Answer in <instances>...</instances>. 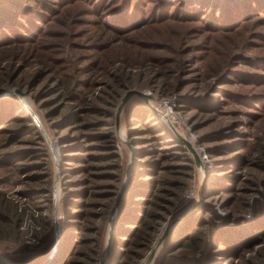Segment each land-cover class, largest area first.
<instances>
[{
    "label": "rangeland",
    "instance_id": "374dc122",
    "mask_svg": "<svg viewBox=\"0 0 264 264\" xmlns=\"http://www.w3.org/2000/svg\"><path fill=\"white\" fill-rule=\"evenodd\" d=\"M4 1L0 0V17L8 18L9 26H0V42L23 33L42 41L47 47L64 45L56 57L70 61L80 58L76 47L85 45L92 48L87 53H93L98 45L94 36L101 26L91 13L95 9L93 0H42L47 4L43 12L50 10L48 14L53 19L49 24L32 16L34 11H42L38 0L26 3L27 7L22 0H9L19 6L12 8L15 11L12 14L6 11ZM140 1L133 0L134 11L139 7L148 8L150 3V9L141 11L148 18L155 17L151 15L155 3ZM107 3L109 10L99 9L103 19L122 15L125 0H106ZM257 12H252L243 26L240 25L242 18L239 19L237 30L222 34L205 27L199 18L190 21L172 18L147 28L143 36L156 32L160 36L157 41L150 39L145 43L157 47L161 53L157 56L165 61L173 59L169 63V72L161 77L149 67L129 68L130 84L124 88L117 107L112 110L114 117L102 116L105 122L113 123L115 134L107 140L85 142L84 151H73V143L67 139L72 126H61V115H54L64 102L56 98L46 81L37 85L31 82L39 64L34 59L22 61V46H0V66L3 65L0 80L8 81L0 85V114L11 111L16 114V117L0 121V127L13 123L15 138L26 140L0 150V254L6 264H43L44 256L56 239V219L60 221L62 249L74 245L79 232L68 229V211L73 204L68 196L69 191L78 188L70 185L76 181L83 183L85 179L90 182L81 187L90 188L96 197L89 200V208L75 207L71 211H92L93 219L101 215L99 220H94L101 227L100 236L96 237L93 231L87 234L100 241L99 253L92 264L101 261L114 264L111 259L117 247L120 217L127 211L129 199L136 195V185H143L138 194L150 193L146 192L142 181L155 175L150 143L143 142L148 141L150 135L142 133L134 138L130 134L131 108H136L139 113L132 120V123H138L134 127L147 129L148 125L156 123L166 130L167 138L160 147L169 157L162 164V169L168 173L160 168L159 176L165 175L172 181L179 180L188 185L181 196L171 195L176 206H169L171 211L165 212L152 247L166 228L170 230L151 264L226 263L219 252L225 246L214 243L211 233H224L229 239L239 235L253 243L248 246L246 258L236 259L235 264H264V229L257 228L261 223L263 225L259 217L264 218V123H249L252 119L250 111L260 113L263 109H256L259 107L256 96L262 95L264 105V91L253 89L246 81L240 82L251 74H264V12L262 15ZM31 18L38 23L39 31L29 24ZM134 38L138 39L137 36ZM130 54L135 57L137 52ZM185 59H188L186 64H181L180 61ZM226 76L234 79L233 87L227 83L221 85L225 81L222 77ZM237 80L240 81L237 83ZM132 89L148 93L151 98L132 96L117 118L123 96ZM230 91L241 93V97L225 93ZM192 101L198 104H191ZM247 101L249 105H245ZM101 131L106 132V128ZM184 140L198 153L201 164ZM235 143L234 148H229L230 152L221 154L220 146ZM100 145L104 148H99ZM92 154L100 157H91V169L89 173H83L81 169L86 163L75 157L86 159ZM241 154H246L245 160ZM235 159L238 162H234ZM248 160L246 165L244 161ZM78 171L81 172L76 174ZM76 201L75 206H79L81 199ZM213 215L217 216L218 224L212 222ZM196 219L208 222L211 227L198 258L189 252L178 253L188 248H176V236L185 229L184 223ZM232 233L237 236H230ZM152 247L139 264L145 263ZM78 259L84 261L86 257L81 254Z\"/></svg>",
    "mask_w": 264,
    "mask_h": 264
},
{
    "label": "trees",
    "instance_id": "16d2710c",
    "mask_svg": "<svg viewBox=\"0 0 264 264\" xmlns=\"http://www.w3.org/2000/svg\"><path fill=\"white\" fill-rule=\"evenodd\" d=\"M30 1L31 0H22L26 7ZM110 1L111 0H109V2ZM150 1L155 3V11L151 14L155 17L151 18L150 16L148 18L143 14V10H148L150 3L147 5L148 8L139 7V10L135 9L134 11L133 0H125L122 15L113 19H109L110 17L103 19L102 13H100L99 9L102 7L101 11L105 9L109 10L108 3L106 4V0H93V8L95 7V9H93L91 13L96 16V19H98L97 24L99 23L98 25L101 26L98 33L94 36V40L98 45L94 47L93 53H87L88 51H91L92 48L90 49V47L85 45L76 47L81 55L80 58L72 61L67 59H57L56 55L61 54V51L59 50L64 48V45H52L51 47H47L42 41H36L23 33L20 35L18 34L16 37L6 38L9 42H0V46L4 47L14 46L15 48H19L22 46V49H24L20 54L22 55V61L27 62L34 59L35 62L39 64L40 67L32 76L31 82L37 85L46 81L47 87L51 88L50 90L56 95V98L59 101L64 102L57 107L54 115H61V126H72L71 128H73L72 130L74 132L78 130L79 133L77 134L72 133L73 131L71 130V133L67 136V139L73 143V151H84L85 142L99 141L105 138L107 140L108 137L115 134L113 123L111 121L108 123L105 122L102 116H107L108 118L114 117V112L112 110L117 107L124 88H127L130 84V82H128L130 78L127 76L129 68L136 67L141 69L143 67H149L148 69L151 71L154 69L155 72L157 71L156 73H158V76L161 77L169 72V63L173 62V59L165 61L162 57L157 56V54H161L157 47L154 45V47H152L145 43V40L150 39L157 41L156 38H159L160 36L157 35V32L155 33L156 35L153 33L150 35L145 34V36H143L142 33L146 31L147 28L155 27L158 23L165 22V20L172 18L180 21H190L192 18H199L203 21L205 27H210L213 31H216L217 34H222L226 31L237 30L239 24L236 23L241 18L243 22L240 25L243 26L246 24L253 15L252 12L257 10V15H262V12H264V1L258 0ZM140 2L143 3L144 1L141 0ZM4 4H6V8L4 7L6 11L11 14L15 12L12 8H19L18 5L16 6L9 0H5ZM38 5L42 8V11L36 10L33 12L32 16L49 24V20L53 19L49 17L51 16L48 14L50 10L46 13L43 12V8L46 9V2L38 0ZM181 17L183 18L181 19ZM204 17L210 18L203 20ZM29 24L39 31L38 23L33 21L32 18L30 19ZM1 25L9 26L8 18L1 19L0 17V26ZM25 30L28 31L27 29ZM131 36L133 39H130ZM134 36H137L138 39L134 38ZM129 49L132 50L130 51L132 53L137 52L135 57L127 51ZM186 61H188V59L181 60L180 63L186 64ZM222 78H224L225 81L221 82L220 80L221 85L224 83L229 84L231 87L235 85V81L234 79H230L231 77L226 76ZM239 81L237 80V83ZM245 81L253 89L257 88L264 91V74L256 76L251 74L248 76V79L240 82ZM4 82L8 81L2 79L0 80V85ZM48 82L50 83L48 84ZM99 86L102 87L97 90ZM225 93L232 94V96L236 98L239 96L241 97V93L231 91ZM256 98L259 106L256 109L259 111L261 108L263 109L260 113L250 111L251 113L249 116L252 119H249V123L256 124L259 122L262 124L264 123L262 95L256 96ZM246 103L247 104L245 105L250 104L248 101ZM191 104L198 103L197 101H192ZM131 110V117L129 118L130 134L134 138H138L137 136L142 133L150 135L149 139H147L148 141L143 142H145V144L150 143L149 148H151V151L149 153L152 154L154 160L151 164L152 167H154L153 174L155 175L151 179L142 181L147 188L146 192L150 193L138 194L141 192L143 185H136L134 190L137 193L129 199L128 209L126 212L122 213L120 217L116 235L118 239L117 247L111 259V262L114 264H139V261L146 256L152 247L160 229L161 222L165 218V212L171 211L169 206H176V200L172 201L171 195L178 197L181 196V193L184 192L188 186L183 181H172V179L167 176L165 177V175L159 176L158 170L160 168V170L167 172V170L162 169V164L164 163V160L169 157L165 150L160 147L163 143L162 141L167 138L165 137L167 134L166 130L161 125H156V123L151 124L152 126L146 125L147 129L134 127L138 123H132V120L138 116L139 113L136 111V108H131ZM81 112H84V115H81ZM10 116L16 117V114L12 111L2 113L0 114V121L5 120ZM12 119L17 120L18 118ZM143 122L146 123L145 120H143ZM107 124L108 127L106 126ZM109 124L111 127H109ZM12 125L14 124L9 123L5 127H0V150L11 146L15 142L26 141L23 140L24 138H15L14 134L16 129L12 128ZM83 127L84 129H82ZM103 127L106 128V132L101 131ZM105 135L106 137H104ZM100 146L101 147L99 148H104L103 145ZM235 146L236 143L232 145L225 144L220 146L219 149L222 152L221 154H225L226 152H230L229 148H234ZM224 148L226 151H224ZM244 153L248 154V151H245ZM22 154L24 155L26 153ZM246 154H241L243 160H245ZM91 157L100 156L92 154L89 157L87 156L86 159L83 157H75L78 161L80 160L86 163L81 169L83 173H89V169H91ZM234 162H238V159H235ZM244 162L248 165L249 160ZM13 164L19 165L17 162H14ZM79 172L81 171H78L76 174ZM88 182H90L89 179H85L83 183L76 181L74 184L70 185L71 187L78 186V188L71 192L69 191L68 197H70L69 200H73V204L70 211H68L70 215L68 217V229L78 230L79 235L75 236L76 238L73 241L74 245H70L67 250L62 249L60 244L56 255L52 258L49 264H92L96 260L95 256L100 250V241L98 238L93 239L92 237H88L87 234L88 232L93 231L96 233V237L100 236L101 227L98 224L96 225L94 220H96V218L99 220L101 215H98L93 219L94 214L92 211L83 210L77 213L71 211L75 207H81L83 209L89 208V200L96 197L90 188L86 189L81 187ZM168 187L171 188L168 189ZM136 196L143 197L135 199ZM80 199V205L75 206V204H77L76 200ZM138 200H140V202ZM74 219H78L79 221H74ZM216 219L217 216L213 215L212 222L218 224ZM258 220L263 222V225L261 223L257 228L261 230L264 229V218L261 219V217H259ZM184 224L185 229L181 231L180 236H176V248H188V250H183L178 253L183 254L189 252L198 258L202 253V248L204 247L205 242L209 238L211 227L209 228L208 222H202L197 219L194 221L190 220L189 224ZM178 230L176 232H178ZM212 236L214 243L216 241L218 246H225L224 249H219L221 255L224 256V262H226L223 264H235L234 261L236 259L238 261L244 260L246 258V252L249 251L248 246L253 245V243H249L247 238H242L239 235L237 236L235 233L230 234V236H237L236 239H229L227 234L224 233H215V235L211 233V237ZM259 238V240H261V237ZM134 247L137 248L136 251L134 250ZM176 248L174 250H176ZM81 254L86 257V260L80 261L78 259ZM228 261L229 263H227Z\"/></svg>",
    "mask_w": 264,
    "mask_h": 264
},
{
    "label": "water",
    "instance_id": "95a60500",
    "mask_svg": "<svg viewBox=\"0 0 264 264\" xmlns=\"http://www.w3.org/2000/svg\"><path fill=\"white\" fill-rule=\"evenodd\" d=\"M134 95H139V96H142L146 99H149L151 98V95L148 94V93H145L143 91H140V90H137V89H132L130 90L129 92H127L123 98H122V101L120 102L119 106H118V110H117V118H119L120 116V113L124 107V105L129 101V99L134 96ZM174 130H176L174 128ZM177 131V130H176ZM178 134V132H177ZM179 135V134H178ZM184 142L187 144L188 147L191 148L192 152L195 154L196 156V159L198 161V164H201V159H200V156L198 155V153L195 151V149L192 147V145L190 144V142L188 141H185ZM122 193L121 192V195L120 197L122 196ZM120 197H119V201L118 203H120ZM117 203V204H118ZM170 228H166V230L164 231L163 235L158 239V241L155 243V245L152 247L146 261L144 264H151V262L153 261L158 249L160 248V246L162 245L164 239L166 238V236L168 235V232H169ZM55 234H56V239L54 240V243L52 244L51 248H50V251L49 253L44 256L43 258V264H47L49 263L52 258L55 256L56 252L58 251L59 249V245H60V221L59 219H56V223H55ZM0 263L1 264H6V260L3 258V256L0 254ZM100 264H104V261H101Z\"/></svg>",
    "mask_w": 264,
    "mask_h": 264
}]
</instances>
